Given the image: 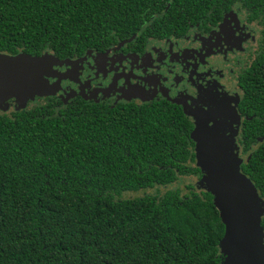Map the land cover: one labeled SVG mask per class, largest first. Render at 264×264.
I'll return each mask as SVG.
<instances>
[{
  "label": "trees",
  "instance_id": "trees-1",
  "mask_svg": "<svg viewBox=\"0 0 264 264\" xmlns=\"http://www.w3.org/2000/svg\"><path fill=\"white\" fill-rule=\"evenodd\" d=\"M235 4L264 29V0H0V54L78 59L145 27L179 31ZM243 87L247 131L264 138V45ZM53 102L0 115V264H223L225 226L198 184L123 197L202 177L183 113L81 104L58 112ZM249 156L242 172L264 200V144Z\"/></svg>",
  "mask_w": 264,
  "mask_h": 264
},
{
  "label": "flooded vegetation",
  "instance_id": "flooded-vegetation-1",
  "mask_svg": "<svg viewBox=\"0 0 264 264\" xmlns=\"http://www.w3.org/2000/svg\"><path fill=\"white\" fill-rule=\"evenodd\" d=\"M208 16L179 31L145 27L129 41L70 59V65L56 69L58 74L73 73L59 92L30 104L50 99L58 112L73 104L103 110L163 106L183 113L193 132L198 114L208 107L200 103L204 98L230 123L221 130L234 138L245 165L249 154L264 144V138L254 139L247 131L250 118L243 106L248 104L243 79L262 52L264 29L240 4Z\"/></svg>",
  "mask_w": 264,
  "mask_h": 264
},
{
  "label": "water",
  "instance_id": "water-1",
  "mask_svg": "<svg viewBox=\"0 0 264 264\" xmlns=\"http://www.w3.org/2000/svg\"><path fill=\"white\" fill-rule=\"evenodd\" d=\"M92 51H88L91 54ZM0 110L9 112L14 109L17 112L26 110L30 103L38 98L55 96L61 82L68 79V73L58 74L56 69L70 65V60L61 61L54 54L46 52L40 56H32L26 53L17 55L0 54ZM33 60L55 61L52 63V73L46 80L33 76L28 63ZM56 79L52 83L51 80ZM186 114L192 117L196 113ZM199 113L198 115H200ZM197 121L195 123V126ZM220 127L215 137L211 138L204 147L194 139L196 167L201 170L202 178L197 183L200 190L210 193L214 197L215 207L220 212L222 223L225 226V234L220 242V251L223 256V264H239L246 259L251 264H264V252H260L259 244L264 242V216L259 213L264 211V200L260 197L254 183L242 172L243 159L237 150L234 138L225 135L221 127L230 123L219 119ZM196 128V127H195ZM194 137V138H193ZM236 178L244 181L243 186L237 183ZM222 188L229 189L231 193V207L242 225L245 244L242 247H234L231 254L227 252L225 239L228 226L224 223V214L220 211L221 200L217 197V191Z\"/></svg>",
  "mask_w": 264,
  "mask_h": 264
},
{
  "label": "snow or ice",
  "instance_id": "snow-or-ice-1",
  "mask_svg": "<svg viewBox=\"0 0 264 264\" xmlns=\"http://www.w3.org/2000/svg\"><path fill=\"white\" fill-rule=\"evenodd\" d=\"M81 2H83L85 6L91 5L94 7H106L111 6L112 3H118L120 0H56L57 4H63L64 6L73 4L76 7H79ZM64 23L68 25V28L65 29V31H68L72 28L74 21L71 17H68L65 19ZM75 23H79V21H75ZM225 35H228L226 31ZM2 63L4 62L0 60V64ZM28 63L31 65L30 69L33 72V76L39 78L41 82H43L46 80L47 76L52 73L51 65L52 63H55V61L33 60ZM72 75V72L68 73L69 77ZM200 103L207 104L208 107L199 116H197V124L196 128L194 129L195 138H193L197 140V143L204 147L211 138L217 135L218 129L220 127V117L216 111V107L212 102L202 98ZM236 180L239 185L243 186L244 181L242 179L236 178ZM217 197L222 201L220 204V211L223 212L224 223L228 226L225 246L227 252L231 254L234 247H242L245 244L246 241L244 231L240 220L233 214L231 207V193L229 189L222 188L221 190L217 191ZM262 208H264V205H262ZM259 215L264 216V211H261ZM262 240H264V238H262ZM259 248L260 252H264V242L259 244ZM239 264H251V261L242 259L239 261Z\"/></svg>",
  "mask_w": 264,
  "mask_h": 264
},
{
  "label": "rangeland",
  "instance_id": "rangeland-1",
  "mask_svg": "<svg viewBox=\"0 0 264 264\" xmlns=\"http://www.w3.org/2000/svg\"><path fill=\"white\" fill-rule=\"evenodd\" d=\"M33 105L30 104L29 107H32ZM13 111H15V110L11 109L9 112L4 111V110H0V115L1 114H7V113L11 114V112H13ZM198 181H199V179L196 176L180 177L176 183H174L168 187H157V188L146 190V191L139 192V193H125L123 197L125 199H134V198L142 197V196L147 195V194H149V195H156V194L163 195L167 191L175 190V189H181L183 191H187L186 190L187 186L196 185L198 183Z\"/></svg>",
  "mask_w": 264,
  "mask_h": 264
}]
</instances>
